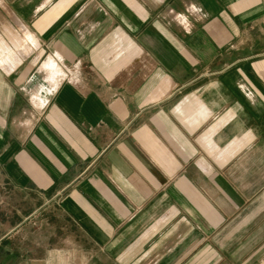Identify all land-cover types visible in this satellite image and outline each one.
<instances>
[{
	"label": "crops",
	"instance_id": "crops-1",
	"mask_svg": "<svg viewBox=\"0 0 264 264\" xmlns=\"http://www.w3.org/2000/svg\"><path fill=\"white\" fill-rule=\"evenodd\" d=\"M0 264H264V0H0Z\"/></svg>",
	"mask_w": 264,
	"mask_h": 264
},
{
	"label": "rangeland",
	"instance_id": "rangeland-1",
	"mask_svg": "<svg viewBox=\"0 0 264 264\" xmlns=\"http://www.w3.org/2000/svg\"><path fill=\"white\" fill-rule=\"evenodd\" d=\"M50 59H54L56 61V65H57V72H56V74H53L54 75L53 77L55 78L58 76L61 78V81H65V80L70 81L72 78V75L69 74L68 69L66 67H64L62 65V63L60 61H58L56 58H53V56L46 58V61L47 62L51 61ZM32 225L34 226V228L36 227V224H32Z\"/></svg>",
	"mask_w": 264,
	"mask_h": 264
}]
</instances>
